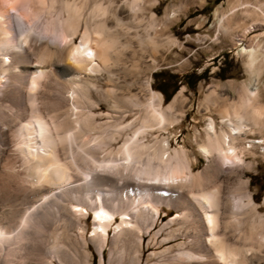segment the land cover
I'll return each mask as SVG.
<instances>
[{
	"label": "rangeland",
	"instance_id": "obj_1",
	"mask_svg": "<svg viewBox=\"0 0 264 264\" xmlns=\"http://www.w3.org/2000/svg\"><path fill=\"white\" fill-rule=\"evenodd\" d=\"M136 5L138 10L132 12L124 0H113L112 8L125 24L119 26L107 16L115 50L105 69L96 59L101 70L93 73L95 87L88 101L80 99L78 91H64L62 83L50 77L28 94L25 73L11 63L26 56L36 62V48L44 41L62 44L60 21L66 12L61 3L46 8L33 7L30 0H12L0 9V264H189L183 246L192 234L193 221L173 217L180 211L167 205V189L161 185L168 181L169 170L185 174V169L176 173L174 151H185L194 173L206 165L198 144L205 141L210 121L215 130L223 128L225 121L218 112L222 98L236 100L239 85L254 82L264 103V66L256 75L236 52L251 41L264 52V27L255 25L264 20V0H139ZM151 14L155 23L149 27ZM87 18L84 9L70 45L80 41ZM246 29L244 40L238 41ZM190 72H205L193 88L182 78ZM170 75L177 77V89L166 100L157 87L163 78L169 94L174 85ZM211 89L218 94L217 101L204 99ZM72 97L79 98V105L74 106ZM148 102L161 115H150ZM33 109L45 118L55 114L62 122L68 138L58 156L66 162L65 179L52 174L51 181H44L40 168L31 165L35 159L20 150L22 136L17 125ZM251 139L258 141L252 148L255 154L243 156L251 167L238 171L248 180V193L264 219V130L249 134L244 141ZM131 141L145 145L135 160L134 187L128 183L124 191L123 183L106 189L85 185L95 171L116 173L112 164L126 161L121 151ZM156 173L162 176L160 184L145 177ZM220 180L225 183L223 177ZM96 205L115 213L104 240L90 235ZM78 206L80 213L73 211ZM118 211L127 213L140 231L116 232ZM241 214L228 224L230 240L248 228L249 215Z\"/></svg>",
	"mask_w": 264,
	"mask_h": 264
},
{
	"label": "bare ground",
	"instance_id": "obj_2",
	"mask_svg": "<svg viewBox=\"0 0 264 264\" xmlns=\"http://www.w3.org/2000/svg\"><path fill=\"white\" fill-rule=\"evenodd\" d=\"M124 1L132 6V12L138 10L136 2L139 0ZM11 2L12 0H0V9ZM55 2H60L66 12L64 19L60 21L63 30L62 44L53 43L50 45L44 41L36 48V62H33L30 56H26L24 59L14 58L11 63L15 67L19 66V70L25 73L24 89L28 94L37 91L42 82L47 81L46 78L50 77L62 83L64 91L71 90L72 93L78 91L80 99L87 100L91 97L95 87L93 73L101 70L100 64L104 69L109 66L115 50V38L111 34L112 26H109L107 16L111 15L119 26H123L125 23L116 15L115 8H112L113 0H30L33 7L35 5L47 8ZM247 5L248 3L244 6ZM84 9L88 10V18L84 24L80 41L77 44L70 45L69 42L78 31L79 21ZM154 23L155 18L151 14L149 27L154 26ZM58 24L60 23L58 22ZM255 25L264 27V20ZM1 33L0 28V35ZM246 34L247 29L243 31L237 40H244ZM236 52L245 57L247 69L258 75L261 67L264 66V52L260 50L256 42L251 41L247 45L239 46ZM88 53H91V55L89 56ZM204 99L208 102H214V100L219 99V96L214 89H211ZM114 101L118 102L120 100L114 98ZM222 101L223 103H221L218 112L221 115V120L225 121L223 128L215 130L214 123L210 121L205 132V141L203 140L198 144L200 152L206 158V165L199 172L194 173L190 169L188 160H186L185 151L183 149L174 151V156H177L176 160H178L175 165L176 173H180L185 169V174L182 176L174 174L173 170H169L170 172L165 176L168 181L161 185V188L167 189V201L164 200L167 205L170 204L173 208L179 209L180 214L176 213L173 217L180 216L193 221L192 234L188 238L189 240L185 241V245H182L188 255L189 264H264V219L258 216L255 203L248 193V180L243 178L240 171H238L241 167H251V162H245L243 156L244 154L253 156L255 153L252 148L254 143L258 141L253 139L244 140L249 134H260L264 130V103L260 101L258 86L254 82L251 85L240 84L236 100L222 98ZM78 103H80L79 98L78 100L74 98V106ZM134 105L139 104L137 102ZM147 106L150 108V115L156 113L161 115V111L157 107H153L151 102H148ZM54 116L55 114L45 118L41 112L34 109L30 110L25 120L23 119L21 122L19 120L16 130L18 135L22 136L21 145L23 146L20 150L26 152L25 154L29 158L35 159L31 165L40 168L39 176L44 181H51L52 174H56V177L61 179L66 178V162H61L58 153L66 148L64 147V141L68 137L63 132L62 122L56 120L57 116ZM77 121L78 119L73 120L75 123ZM144 121L146 120L144 119ZM75 127V124L71 125V129ZM261 139L263 140V138ZM246 142L247 145H245ZM143 147L145 145L137 141L124 144L121 152L126 161L112 164V169L116 173H98L95 171L88 180L83 179L85 185H95L106 189L115 188V183L116 185L117 183H123L122 189L124 191H127L130 186V188L134 187L136 182H134L133 175L138 172L135 169V160L140 157ZM214 160L218 161L220 165L214 164ZM223 164L226 165L223 166ZM71 176H76V174ZM145 177L151 179V181L156 179L158 184H160L159 180L162 179V176L157 173L152 177L147 175ZM221 177L225 179L223 184H221ZM128 183H131L129 187ZM151 183L153 184V182ZM75 186V184L71 185V187ZM145 203H147L145 206L152 207L154 213L158 212L157 207L151 206L148 202ZM243 205H247L246 209L239 211V208ZM78 209L80 213L82 207L78 206ZM92 209L94 215L98 212H104L108 217L107 219L101 218L100 221L95 219L92 221L90 235L92 237L99 236L101 240H104L108 227L115 221V213L106 210L102 205H96ZM241 213H247L250 221L248 228H245V231L242 229V233L236 236L235 242L230 240L226 233L231 229L228 230L229 222L235 220L237 215ZM118 214L120 220L113 227L116 232L131 228L140 231L127 213L118 211ZM98 229H102V231H98Z\"/></svg>",
	"mask_w": 264,
	"mask_h": 264
},
{
	"label": "trees",
	"instance_id": "obj_3",
	"mask_svg": "<svg viewBox=\"0 0 264 264\" xmlns=\"http://www.w3.org/2000/svg\"><path fill=\"white\" fill-rule=\"evenodd\" d=\"M218 1L220 0H215V2L217 3ZM204 73H201V74H198V75H195L193 72H190V73H186L182 76L183 78V81L184 83L189 87V88H193L195 86V84L197 83L198 80L204 78ZM170 78H173L174 79V85L171 89V91L168 93H166V89L163 87V78H162V81L159 82V85H158V90L165 96V99L168 100L170 98V96L175 92V90L177 89V85L175 84V82L177 81L176 80V76L175 75H170L169 76ZM93 264H95V261H93Z\"/></svg>",
	"mask_w": 264,
	"mask_h": 264
},
{
	"label": "snow or ice",
	"instance_id": "obj_4",
	"mask_svg": "<svg viewBox=\"0 0 264 264\" xmlns=\"http://www.w3.org/2000/svg\"><path fill=\"white\" fill-rule=\"evenodd\" d=\"M67 43V42H65ZM88 55L90 56L91 53H88ZM73 211H79V209H73ZM101 218H104V219H107L108 217L105 215L104 212H98L94 215L93 219L97 220V221H100ZM98 231H102V229H98Z\"/></svg>",
	"mask_w": 264,
	"mask_h": 264
}]
</instances>
